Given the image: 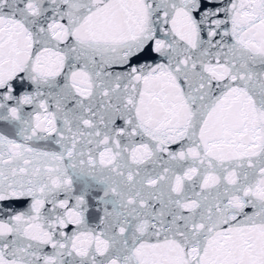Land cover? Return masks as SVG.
Listing matches in <instances>:
<instances>
[{"label":"snow or ice","instance_id":"1","mask_svg":"<svg viewBox=\"0 0 264 264\" xmlns=\"http://www.w3.org/2000/svg\"><path fill=\"white\" fill-rule=\"evenodd\" d=\"M0 264H264V0H0Z\"/></svg>","mask_w":264,"mask_h":264}]
</instances>
